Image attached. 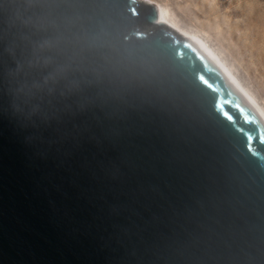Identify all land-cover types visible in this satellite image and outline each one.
<instances>
[{"label":"water","instance_id":"obj_1","mask_svg":"<svg viewBox=\"0 0 264 264\" xmlns=\"http://www.w3.org/2000/svg\"><path fill=\"white\" fill-rule=\"evenodd\" d=\"M139 0H0V264H264V122Z\"/></svg>","mask_w":264,"mask_h":264},{"label":"rangeland","instance_id":"obj_2","mask_svg":"<svg viewBox=\"0 0 264 264\" xmlns=\"http://www.w3.org/2000/svg\"><path fill=\"white\" fill-rule=\"evenodd\" d=\"M205 39L264 107V0H142ZM152 2V3H151Z\"/></svg>","mask_w":264,"mask_h":264},{"label":"bare ground","instance_id":"obj_3","mask_svg":"<svg viewBox=\"0 0 264 264\" xmlns=\"http://www.w3.org/2000/svg\"><path fill=\"white\" fill-rule=\"evenodd\" d=\"M141 2H144L142 0H139ZM145 3V2H144ZM152 3V2H151ZM150 4V3H147ZM156 6L159 10L162 23L167 25L173 32H175L177 35L181 36L184 39L191 40L195 44H197L202 51L205 53L207 58L214 63L227 77L229 81L237 82L241 85V87L244 89L247 99L254 109V111L257 113L259 118L264 122V107L261 104V102L258 101L256 96L241 82V80L236 76V74L231 70V68L224 62V60L220 57V55L217 53L213 47L202 37L193 34L191 32L186 31L185 29L178 26L174 20L172 19L170 11L163 5L159 3L152 4ZM263 63H264V57H263Z\"/></svg>","mask_w":264,"mask_h":264}]
</instances>
